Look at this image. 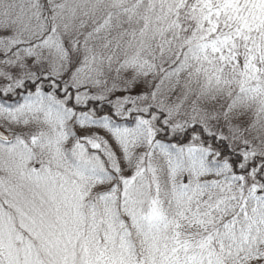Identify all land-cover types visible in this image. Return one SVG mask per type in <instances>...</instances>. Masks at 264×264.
Wrapping results in <instances>:
<instances>
[{"label":"snow or ice","instance_id":"snow-or-ice-1","mask_svg":"<svg viewBox=\"0 0 264 264\" xmlns=\"http://www.w3.org/2000/svg\"><path fill=\"white\" fill-rule=\"evenodd\" d=\"M0 264H264V0H0Z\"/></svg>","mask_w":264,"mask_h":264}]
</instances>
